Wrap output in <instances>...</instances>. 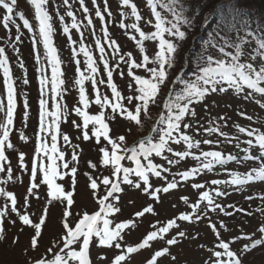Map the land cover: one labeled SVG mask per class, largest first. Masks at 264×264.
I'll return each instance as SVG.
<instances>
[{
  "label": "snow or ice",
  "instance_id": "1",
  "mask_svg": "<svg viewBox=\"0 0 264 264\" xmlns=\"http://www.w3.org/2000/svg\"><path fill=\"white\" fill-rule=\"evenodd\" d=\"M144 2L150 12L149 19H145L141 14L135 0H117L121 17L134 18L130 24L121 19L119 27L125 29L124 35L135 42L137 52L135 54L133 51L125 52L118 40L109 33L108 27L104 26L101 28L103 42L100 39L95 40V49L99 51V57H94L93 52L84 46L82 40L78 51L74 47L71 48L69 63L74 62L75 71L74 77H69L62 70L61 65L64 62L58 55V49L53 40L56 29L54 16L49 12L48 6L53 4L54 0H30L34 8V22H30L24 12L16 11L19 7L18 0H0V10L4 13L0 18V24L9 31L10 25L16 28L13 43L21 42L23 35L21 25L16 22L14 16L19 18L22 27L31 34L32 49L38 66L36 71L39 74L37 79L40 95L39 124L35 133L30 167L25 162L26 154L22 151L17 152L18 167L29 174L27 194L21 206L16 194L5 187L9 182L20 179L14 176V169L6 154L9 149L16 151L11 142L10 133L14 126L18 93L5 48L0 47V72L3 75V94L0 96V114H2L0 116V173L4 174L0 178V198L3 200L0 204V240L4 239V221L7 219L15 224L16 221L10 218L11 214H15L22 226H30L34 230L25 252L38 251L42 226L47 222L50 207L46 205L38 222H33L26 210L30 207V198L35 197L37 200L46 198L48 205L58 202L62 208L60 218L62 231L49 242L38 257H30L26 264H93L91 257L93 245L113 251L110 259L103 255L97 257V264L105 260L108 264H132L134 255L140 250L149 249L152 242L162 240L165 241L166 246L155 250L150 258L143 262V264H159V258L170 255L168 246L176 245L178 237H186V232L179 230L178 221L192 222L193 218L199 221L202 215L207 216L209 211L217 210L224 215H232L231 212L225 211V207L217 203L215 199V197L227 196L229 193L221 191L219 187L212 188L211 192L205 190L209 185L243 186L252 181H264V157L256 156L255 151L253 155H244L242 159H238L237 155H224L217 150L205 151L201 147L202 144H220L221 141L195 139L187 131L192 128V124L184 122L186 117L195 119L196 106L217 93L235 95L245 101H254L264 108V28L249 29L248 22L240 19V12L233 0H217V3H213L210 8L205 3L200 11L203 12L207 8L208 12L204 19L206 20L209 15L213 16L217 27L213 33H209V39L204 42L195 70L187 79L177 73L171 84H180L181 87L176 90L170 85L161 105L159 97L164 86L169 83L170 70L177 62L181 42L187 37L186 29L195 25L200 13L190 5L185 7V0H144ZM91 3L95 8V16L99 18L101 25H105V14L108 17L112 16L108 0H104L102 9L97 4V0H91ZM63 4L68 5V0H63ZM79 5L85 14L89 13L85 0H79ZM228 7L232 9L231 20L227 19ZM55 15L63 24L62 31L67 36L69 45H75L77 41L73 39L70 28L79 32V24L73 11L66 12V16L72 21L70 26L64 23L65 17L59 15L58 10ZM85 18L89 25L93 24L91 18L88 16ZM142 22L150 25L149 31L141 27ZM80 36L83 37V33H80ZM146 41L155 42V50L151 54L146 48ZM105 45L111 49L114 59L118 57L115 64L110 63L107 58ZM40 47L43 49V56L40 54ZM80 53L84 57L83 69L80 66L81 61L77 59ZM44 64L50 68V76L45 74ZM20 67H24L22 62ZM138 70L143 74H138ZM117 75L126 81L124 88L116 83ZM86 82L91 85V94L86 87ZM23 84L28 85L29 80L24 78ZM70 88L77 89L78 100L69 108L67 104L62 105L57 98L63 100L64 93ZM124 89L127 90L126 93ZM23 95V118L27 121L30 105L27 94ZM90 105L98 106L95 114L90 113ZM153 106L161 107V111L149 131L144 133L145 121L152 118ZM205 109H207L206 104ZM72 112L80 119L79 123L72 120V125L81 132L84 141L95 139V143L99 146V165L110 169V176L104 175L102 178L94 177L89 172L84 173L87 177L86 188L90 197L99 206L91 213L83 210L73 214L71 211L76 203L74 197L80 153L74 150L71 161H68L57 143L58 137H62L65 144L71 143L69 135L61 131L60 122L62 117L67 119ZM239 114L245 115L243 112ZM218 119L225 121L226 126V117L220 116ZM248 119L252 118L248 117ZM118 120L127 122L128 127L124 133L113 135L110 123ZM209 125L203 129L205 133L223 137V142L229 144L235 140L236 147H239V136H229L215 120L210 121ZM133 127L140 135L133 136L130 141L129 136L132 135ZM234 127L237 133L249 137L245 141L247 145L252 146L255 143L260 150H264V131L238 124ZM49 136L50 144L46 139ZM20 139L25 142L29 140L23 132L20 133ZM173 145L182 146L183 150H176ZM247 151V148L244 149L245 153ZM156 158H161L162 161H166V164L156 162ZM188 158L196 162L195 166H187ZM255 160H259L260 163L244 173L225 169L230 177L228 180L213 178L207 183L195 181V178L202 173L212 172L216 166L223 167L229 161L239 164ZM122 161H130L134 166H125ZM181 161L185 162L184 169L172 172V166L179 169ZM87 165L93 170L98 167L97 163L91 160L87 162ZM153 177L162 183L154 185ZM65 178L71 179L70 187L58 182V180L64 181ZM182 182L185 186L190 184L191 189L198 192V199L195 202H190L187 195L179 197L191 211L180 212L178 216L168 219L164 226L153 225L154 230L148 231L135 244L126 242L125 235L138 227V220L145 214L156 215V212L153 204H148L141 211H136L132 218L117 221L115 217L121 213V208L118 206L120 200L118 194L124 191L121 185L141 191L154 203H160L161 194L170 193L171 190L182 186ZM101 185L104 187L103 195H100ZM41 189L46 191V197L41 196ZM212 192L215 196L211 194ZM247 199L252 197L249 196ZM261 199L264 200V197ZM204 201L207 202L204 211L198 212L201 202ZM21 208L25 210L21 211ZM236 211L243 210L236 209ZM256 211L264 215V209ZM247 214L252 215V213ZM219 225L217 228L216 223L209 219L208 227L215 235V242L214 247L207 249L209 257L203 261V264H246L248 253L257 247L264 249V221L258 222L255 232L241 233L240 236H232L230 239H225L221 235V229L228 231L224 222L220 221ZM170 230H174L176 234L171 235ZM257 234L258 238H256ZM239 240H247L250 243L233 249L232 244ZM17 242L18 238L13 240L14 244ZM200 247L205 246L200 245ZM172 260H175L174 256Z\"/></svg>",
  "mask_w": 264,
  "mask_h": 264
},
{
  "label": "rangeland",
  "instance_id": "2",
  "mask_svg": "<svg viewBox=\"0 0 264 264\" xmlns=\"http://www.w3.org/2000/svg\"><path fill=\"white\" fill-rule=\"evenodd\" d=\"M110 4V11L112 16L108 17L105 14L106 24L101 25L99 18L95 16V8L91 3V0H85V5L89 8V13L85 14L80 8L79 0H68V5L63 4V0H54L53 4L48 6L49 12L54 16V28L56 29L53 36L54 44L58 49V55L61 60L64 62L61 67L69 77H74L75 64L69 63V57L71 54V48H76L77 51L80 47V42L82 40L85 47L90 48L93 52L94 57H99L100 53L95 49V40L100 39L103 42V32L101 28L106 26L109 29V33L113 38L117 39L121 47L125 52L133 51L134 54L137 52L135 42L130 40L127 36L124 35L125 29L119 27L121 19H124L126 23H132L134 18L132 17H121L120 10L117 7V0H108ZM138 4V7L141 11V14L145 19H149L150 12L145 7L144 0H135ZM19 7L16 11H22L25 13L26 18L30 22H34V8L30 4V0H18ZM104 0H97V4L103 7ZM59 11V15L64 16V23L71 25V18L66 16L68 10L73 11L76 20L79 24V32L70 28L71 35L74 40L77 41L75 45H69L67 36L63 33V24L60 23L59 17L55 15L56 11ZM3 10H0V18L3 16ZM204 14L201 20V31L196 36L194 35V40L188 44V47L185 49L182 54V60L179 65L176 66L175 72L181 73L183 77L189 78L190 74V65L194 64V59L198 58V51H202L204 42L209 39V33H213L216 27V24L213 20L207 16V19H204ZM88 16L92 19L93 24L89 25L88 20L85 18ZM16 22L21 25V42H15L16 28L14 25H10V31L3 28V25L0 24V47L5 48V54L9 59V66L12 71V75L17 85V100L18 106L14 119L13 130L10 133L11 142L14 144L16 151L9 149L7 155L11 166L14 169V176L20 177L19 180L15 182H9L5 187L7 190L12 191L16 194L18 198L19 205L24 204V197L27 194V187L29 183V174L28 172L20 169L18 167V158L17 152H24L26 154L25 162L30 167V161L34 152L35 145V133L38 130V112H39V82L37 76L39 75L36 71L38 67L35 61V53L32 49L31 43V34L28 33L27 29L22 27V22L18 17L14 16ZM111 21V22H107ZM244 21L248 22V28L256 30L255 24L250 19L246 18ZM141 27L145 31L150 30V25H146L143 22ZM80 33H83V37L80 36ZM94 34V35H93ZM243 34V32L241 33ZM196 38V39H195ZM10 44L12 46H10ZM146 48L151 54L155 50V42L146 41ZM106 47L107 58L110 63L115 64L118 61V57L113 58V53L110 48ZM202 48V49H201ZM18 49V51H16ZM199 49V50H198ZM40 54L43 56V49L40 47ZM250 50V49H249ZM77 59L81 61V68L83 69V54L80 53L77 56ZM24 64V67H20V63ZM98 63H100L98 61ZM102 67V64L100 65ZM45 69V74L50 76V68L46 64L43 65ZM121 67L123 64L121 62ZM183 68V72H181ZM138 74H143L139 73ZM27 78L29 80L28 85L23 84V79ZM116 83L124 88L126 84L125 80H122L117 75ZM86 87L91 94V85L86 82ZM102 90H103V86ZM168 87L165 85L161 94L167 92ZM125 93L127 92L124 89ZM27 94L28 102L30 105L29 108V118L27 121L23 118L24 107L23 99L24 95ZM3 94V75L0 72V96ZM60 103L67 104L69 108L73 106L78 100V91L76 88H70L68 92L64 93L63 100L57 98ZM162 99L159 97V101ZM205 104L207 109H205ZM51 111V108H49ZM98 110V106L90 105L89 111L91 114H95ZM197 116L195 119L191 117L185 118V123H191L192 128L187 130L190 135H193L195 139L203 140H220V144L213 143L211 145H201L202 149L207 150H217L221 151L224 155H237L238 159H242L244 155H255L258 157H264V150H260L259 146L253 143L252 146H249L245 143L249 137L245 134L237 133L234 125H240L243 127L257 128L260 131H264V108H261L254 101H245L240 99L235 95H226L223 93H217L206 98V100L196 106ZM245 113L244 116H241L239 113ZM158 115V114H157ZM151 114L152 118L146 121V125L151 124L154 119L157 117ZM2 116V114H0ZM224 116L227 118V124L225 126V121H221L218 118ZM251 117L252 119H248ZM51 119V118H49ZM72 120H76L78 123L80 119L76 116L74 112L70 116L61 118L60 128L63 133H67L70 137V144H65L62 140V137H58V147L61 151L65 153V157L68 161H71V156L75 150L79 155V164H78V173H77V186L75 192V205L71 209L73 214L87 210L90 213L98 209V205L91 199L90 193L86 188L87 177L84 175L85 172H89L94 177L102 178L104 175L110 176V169L105 168L102 165H99L100 154L98 152V145L95 143L93 138L91 141H84L82 139L81 132L72 125ZM215 120L222 126V130L227 132L229 136H239V147H236V141L233 140L231 144L223 142V137H218L216 134H207L203 131L204 128L210 126L209 122ZM110 127L113 130V135L124 133L126 127H128L127 122L123 120H118L110 123ZM199 128V131L197 129ZM136 128L133 127L132 132ZM23 132L28 138V142H25L20 139V133ZM132 134L129 136V140H132ZM78 137H80L78 139ZM47 141L51 142L50 136L46 138ZM254 140V138H253ZM79 145V147H75ZM102 146V145H101ZM176 150H183L182 146L173 145ZM247 148V153L244 152V149ZM166 155H171L166 153ZM91 160L94 163H97V169L93 170L88 168L87 162ZM156 162H163L166 164V161H162L161 158H156ZM259 160L255 161H245L244 163H236L235 161H229L223 167L216 166L212 172H204L200 176L195 178L196 182L207 183L210 179H221L228 180L230 177L228 171H239L244 173L249 171L252 167L258 165ZM125 166H134L130 161H124ZM196 162L191 158L187 160V166H195ZM185 167V162L181 161L180 168L177 169L176 166H172V172L178 170H183ZM227 169L228 171H225ZM4 174L0 173V178ZM134 179V178H133ZM171 179V176H169ZM63 183L66 187L71 186V179L65 178L64 181H59ZM154 185H160L162 182L156 178H152ZM124 191L120 195V200L118 206L121 208V213L118 214L115 219L125 220L133 217V214L136 211H141L143 207H146L148 204H153L156 215L145 214L143 218L138 220V227L132 230L129 234L125 235V241L128 243L135 244L139 242L148 231L154 230L153 225L157 227L164 226L167 223L168 219L174 218L179 215L180 212H190L191 209L188 205H185L179 197L182 195L189 196L190 202H195L198 199V192L191 189L189 185H183L178 187L175 190H171L168 194H161V202L154 203V201L148 196L144 195L141 191H138L134 188H131L126 185H121ZM214 187H219L221 191H227L229 194L223 197H215L216 202L225 207V211L231 212L232 215L227 216L219 212V210L212 212L209 211L207 216H201L199 221L193 218L192 222H183L178 221L180 225L179 230L186 232L185 238H177L178 243L176 245L168 246L170 250V255H166L162 258H159V264H203V261L207 260L209 257L208 248L214 247L215 235L208 227L209 219L212 222L216 223L217 228H219V222L223 221L227 226L228 231L221 229V235L225 239H230L232 236H240L241 233L251 234L255 232V228L258 226V222L264 221V215L261 212L256 211L257 209H264V200L261 197H264V181H252L247 185L243 186H234L230 184H224L219 186L209 185L205 190H209ZM41 196L46 197V191L44 189L40 190ZM104 194V187L101 185L100 195ZM215 196V193H211ZM251 196L252 199H247ZM132 201V203H129ZM3 203L2 198H0V204ZM206 201L201 202V208L198 209V212H203L206 205ZM50 207V212L47 217V222L42 226V237L40 240V248L38 251H29L25 252V249L29 246L30 236L34 234V230L30 226H22L21 222L18 220L15 214H11V220H15L16 223L12 224L7 219L4 221V239L0 240V264H26L30 257H38L49 245V242L57 237L62 231L60 218L62 214V208L58 202H54L51 205L47 204V199L42 198L37 200L35 197L30 198V207L26 210L30 214V218L33 222H38L39 216L42 214L45 206ZM176 205V207H173ZM228 205H233L234 207H227ZM236 209H242L243 211H236ZM25 209L21 208V211ZM247 213H252L248 215ZM111 218V217H110ZM21 228L23 230L21 231ZM171 235H175L174 230H170ZM167 235V234H166ZM18 238L17 243H13V240ZM170 238V237H169ZM258 238V234L257 237ZM245 243H250L247 240H239L236 243L232 244L233 249L242 247ZM200 245L205 247L201 248ZM166 246L165 241L158 240L152 242L149 249L140 250V252L134 255L132 259V264H143V262L150 258L152 253L155 250H158ZM118 251V250H116ZM107 256L109 259L113 255L112 250L100 247L97 248L95 245L91 248V257L93 264H97V257ZM175 257V260H172V257ZM100 264H108L107 260L100 262ZM246 264H264V249L257 247L255 250L248 253L246 256Z\"/></svg>",
  "mask_w": 264,
  "mask_h": 264
},
{
  "label": "trees",
  "instance_id": "3",
  "mask_svg": "<svg viewBox=\"0 0 264 264\" xmlns=\"http://www.w3.org/2000/svg\"><path fill=\"white\" fill-rule=\"evenodd\" d=\"M205 3H207L209 5V8H210L213 3H217V0H185V7H188L190 5L192 8L196 9V11L200 13V15L197 17V19L195 21V25L190 29H186L187 37L183 42H181V47L179 50V55L177 57V62L175 64L174 68L170 70L169 83L166 84L167 87H169L171 85V87H173L176 90H179V88L181 87L180 84H171V81L174 79V76L176 73L175 68L177 65H179L180 61L182 60L181 59L182 54L184 53L185 49L188 47V44L190 43L191 38L200 31V23L202 20V16L204 14H207V12H208L207 8H205L203 10V12L200 11V9L203 7V5ZM233 3H235L237 5V9L240 12V19L241 20H244L245 17H248V18L254 20L257 28H264V0H233ZM227 13H228L227 19L231 20L232 19L231 7L227 8ZM165 15H167V14L165 13ZM212 18H213L214 23L216 24L213 16H212ZM216 27H217V25H216ZM221 34L223 35V33H221ZM200 53H201V50L198 51V55ZM195 60H197V59H194L193 62H195ZM196 66H197L196 62L194 64L190 65L191 68H190L189 74H191L195 70ZM180 75L183 77L182 74H180ZM185 79H187V78H185ZM167 92H165L164 94H161V96H160V98L162 99L161 101H159L161 105L163 103V100H164ZM160 110H161V107L153 106L151 108V114H153V116H155L157 114V112ZM146 121H145L143 132H145L149 128V124L146 125ZM132 134L138 135L140 133H138L137 130L135 129L132 132Z\"/></svg>",
  "mask_w": 264,
  "mask_h": 264
}]
</instances>
